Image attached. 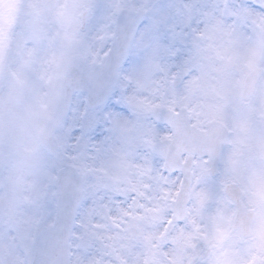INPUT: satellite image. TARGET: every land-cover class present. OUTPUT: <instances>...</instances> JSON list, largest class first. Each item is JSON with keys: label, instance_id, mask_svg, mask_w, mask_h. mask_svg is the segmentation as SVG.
Listing matches in <instances>:
<instances>
[{"label": "snow or ice", "instance_id": "snow-or-ice-1", "mask_svg": "<svg viewBox=\"0 0 264 264\" xmlns=\"http://www.w3.org/2000/svg\"><path fill=\"white\" fill-rule=\"evenodd\" d=\"M97 8V0H0V84L7 85L0 95V138L6 135L22 153L10 179V204L0 210L12 236L11 243L7 236L0 238V264H25L45 221L78 239L75 259L61 239L50 251V264H94L96 237L129 248L133 241L142 245L145 264L148 255L164 249L171 264H264V16L243 0H169L164 7L155 0H107L100 34L90 36L85 29ZM201 17L200 38L181 55L187 29ZM249 19L260 29L255 43L237 31ZM109 41L112 47L102 51ZM125 68L130 70L125 80L160 99L154 103L129 95L125 102L140 114L163 110L172 135L158 137L148 123H133L117 112L97 113L92 104L73 106L72 94L85 84L94 86L100 102L111 91L110 83L100 79L101 70L119 76ZM177 107L194 123L182 126ZM101 119L153 150L164 140H177L181 149L193 145L207 156L194 162L197 183L205 186L197 190L180 182L150 197L151 208L140 205L143 213L120 208L113 215L102 199L88 202L85 185L69 197L73 169L81 176L88 171L72 150L92 141ZM217 160L227 177L220 191L207 183ZM25 167L31 174L27 182ZM230 183L247 198L236 207H229L235 203ZM20 204L26 206L24 215L17 212ZM248 216L255 217L254 224L246 222ZM197 217L207 219L205 229ZM101 218L127 227L98 232L101 225L95 221Z\"/></svg>", "mask_w": 264, "mask_h": 264}, {"label": "clouds", "instance_id": "clouds-1", "mask_svg": "<svg viewBox=\"0 0 264 264\" xmlns=\"http://www.w3.org/2000/svg\"><path fill=\"white\" fill-rule=\"evenodd\" d=\"M198 2L207 3L210 0H198ZM227 2L239 3L240 0H227ZM243 2L251 6L258 16H264V0H243ZM155 3L164 7L169 3V0H155ZM106 4L107 0H97L98 8L90 17L88 27L85 29L90 36L100 34V29L105 22ZM226 22L233 24L234 19H226ZM203 28L204 20L201 17L187 29L186 43L181 45V55H186L190 51L192 41L200 38L199 31ZM194 29L196 31H193ZM237 31L244 36L248 43H255L261 39L260 29L253 23L252 19L242 21L237 25ZM111 47L112 42L109 41L102 51H107ZM129 71L125 68L119 76H116L107 69L101 70L100 79L110 83L111 91L100 102H96L92 91L94 86L85 84L81 90L72 94L73 106L83 107L85 104H92L94 105L93 110L97 113L117 112L133 123L144 121L156 129L158 137L172 135L163 110L140 114L133 111L125 102L124 97L129 95L148 97L154 103L160 102L159 96H152L147 90L138 91L132 79L125 80L124 76L128 75ZM187 78L189 77H185V79ZM6 91V83L0 84V95L5 94ZM176 111L179 113L177 119L182 126L194 123V121L186 119L185 113L179 107ZM188 131L191 133L193 130L189 127ZM227 148L228 146L225 145V152ZM72 151L73 155L86 161L88 171L81 176L73 169V184L67 195L71 197L76 188L85 185L90 193L88 202L91 203L93 199H102L103 203L109 204L113 215L117 214L120 208H131L133 213H143L144 209L140 205L151 208L154 199H150V197H159L165 189L179 187L180 182H183L186 188L193 186L197 190L205 186L203 181L197 183L199 170L195 167L194 162L207 159V156L201 157L199 153L195 152L193 145H185L181 149L178 147L177 140H164L156 150H153L139 139H129L122 136L120 132L113 129L109 120L101 119L100 124L92 133V141ZM21 162L22 153L20 149L11 143L6 135L0 138V210L8 208L10 204L12 189L10 179L17 173ZM212 167L213 174L207 178V183L220 191L223 182L227 179L224 173V165L222 161L217 160ZM145 168H150V171L144 172ZM23 175L26 182L31 180L28 168H23ZM230 191L235 203L230 204L229 207H236L241 200L246 201L247 198L240 190L239 185L230 183ZM168 203L171 204L172 202L169 201ZM188 206L192 207V202H189ZM216 206L215 201L211 202L210 211L214 212ZM17 212L19 215L26 214V206L20 204ZM196 219L201 229H205L208 225L207 219L204 217H197ZM246 222L254 224L255 217H246ZM95 223L101 225L100 228L96 229L101 233H116L127 227L126 224L122 223L120 228H117L116 225L103 218L95 221ZM82 224L83 221L81 227ZM5 236L11 243L12 236L8 235L7 219L0 216V238ZM61 239L67 240L66 254L75 259L79 255L77 237L69 236L60 228L54 227L52 221H45V231L38 237L31 254L25 256V264H50V251ZM132 243L134 247L129 248L107 239L94 238L92 245L94 264L96 262L98 264H145L143 246L134 241ZM244 243H248L247 239ZM200 246L204 247L203 242ZM19 251L23 255V250L19 249ZM167 251L164 249L163 252L148 255L146 264H171L172 257L165 254ZM203 258L205 262L208 261L207 250H205ZM83 264H87V260H84Z\"/></svg>", "mask_w": 264, "mask_h": 264}]
</instances>
